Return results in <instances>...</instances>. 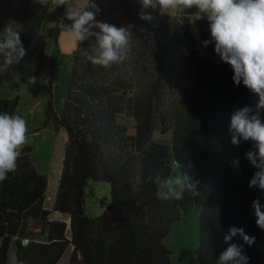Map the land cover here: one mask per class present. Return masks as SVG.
Wrapping results in <instances>:
<instances>
[{
  "label": "trees",
  "instance_id": "16d2710c",
  "mask_svg": "<svg viewBox=\"0 0 264 264\" xmlns=\"http://www.w3.org/2000/svg\"><path fill=\"white\" fill-rule=\"evenodd\" d=\"M55 2L0 0V91L41 73L51 38L79 36L63 109L50 101L45 121L67 134L52 211L32 147L0 136V264L13 247L22 264H60L70 247L69 264H170L164 240L194 208L197 264H264V46L211 39L215 12L236 24L233 0L183 17L167 42L151 0H87L72 16L68 0ZM17 106L1 100L0 112L13 118ZM122 114L136 121L134 134ZM174 165L183 185L161 195ZM91 180L111 186L100 216L85 209Z\"/></svg>",
  "mask_w": 264,
  "mask_h": 264
},
{
  "label": "rangeland",
  "instance_id": "374dc122",
  "mask_svg": "<svg viewBox=\"0 0 264 264\" xmlns=\"http://www.w3.org/2000/svg\"><path fill=\"white\" fill-rule=\"evenodd\" d=\"M151 1L154 2V0ZM205 1L176 2L172 0L173 4L168 12L155 3L154 9L157 10V17L164 28L163 39L166 42L171 40L172 37H168V27H172L173 24L178 25L183 17H198L204 10ZM60 2L61 0H56L52 8L54 9ZM86 3L87 0H68L67 14L71 16L77 8ZM232 4L236 13V24L226 25L218 14L213 15L211 39L224 46L235 45L244 50L264 46V0H233ZM45 28H49V25L47 24ZM78 40L79 36L72 32H62L57 43L51 38L48 46L49 61L45 63L41 73L21 83L17 88L5 85L0 91V101L18 99L15 117L9 118L6 113L0 112V136L12 142L18 151L27 146L32 147L31 159L34 167L48 178L45 207L50 211L53 209L61 177L67 134L64 130L57 128L54 122L46 125L45 121L50 101L53 102L58 114L63 109L70 90ZM203 55L208 57L206 54ZM50 61L51 64H49ZM118 120L121 124L128 126L129 134L135 133L134 118L122 114ZM154 136L159 141H171L173 134L169 132L163 135L160 131H156ZM7 152V149L2 150L4 154ZM182 185L183 174L174 165L170 179L160 184L159 193L165 196L175 195ZM86 192V212L92 216H100L110 202V184L91 180L86 187ZM261 208L264 216V201L261 202ZM200 216V210L194 208L182 220L174 223L170 234L164 240L165 245L171 250L170 264L198 263ZM51 219L70 223V217L59 212H53ZM35 227L36 232L40 234L41 228L38 225ZM262 235L264 242V231ZM37 238L44 241L46 235H40ZM73 249V247L68 249L60 264H69ZM9 264H22L17 259L15 247L12 248Z\"/></svg>",
  "mask_w": 264,
  "mask_h": 264
},
{
  "label": "crops",
  "instance_id": "0c3cea01",
  "mask_svg": "<svg viewBox=\"0 0 264 264\" xmlns=\"http://www.w3.org/2000/svg\"><path fill=\"white\" fill-rule=\"evenodd\" d=\"M174 1L179 2L180 0H174ZM151 2H153V1H151ZM155 3H156V5L159 4L158 7H161V8L164 9L166 12H168L169 7H171V5L173 4V3H172V0H154V2L152 3L153 6H154V8L156 7ZM157 3H158V4H157ZM208 5H214L213 0H206L204 6L206 7V6H208ZM204 6H203V7H204ZM205 7H204V8H205ZM248 8H249V7H248ZM156 11H157V10H156ZM215 14H218V13L215 12L214 15H215ZM72 15H74V14H71V16H72ZM195 17H197V16H195ZM195 17H190V18H195ZM176 25H177V24H173L172 27H170V26L168 27V28H169V34H168V37H172L173 31H174ZM163 30H164V28H162V35H163ZM260 45H262V44H260ZM261 47H263V46H261Z\"/></svg>",
  "mask_w": 264,
  "mask_h": 264
},
{
  "label": "built area",
  "instance_id": "2783aa9c",
  "mask_svg": "<svg viewBox=\"0 0 264 264\" xmlns=\"http://www.w3.org/2000/svg\"><path fill=\"white\" fill-rule=\"evenodd\" d=\"M25 242H27V240Z\"/></svg>",
  "mask_w": 264,
  "mask_h": 264
}]
</instances>
